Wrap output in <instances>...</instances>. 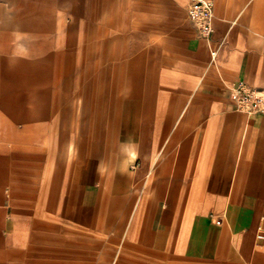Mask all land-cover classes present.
<instances>
[{
    "label": "crops",
    "instance_id": "1",
    "mask_svg": "<svg viewBox=\"0 0 264 264\" xmlns=\"http://www.w3.org/2000/svg\"><path fill=\"white\" fill-rule=\"evenodd\" d=\"M213 2L205 38L188 0H0V264H264V113L230 100L264 0Z\"/></svg>",
    "mask_w": 264,
    "mask_h": 264
},
{
    "label": "built area",
    "instance_id": "2",
    "mask_svg": "<svg viewBox=\"0 0 264 264\" xmlns=\"http://www.w3.org/2000/svg\"><path fill=\"white\" fill-rule=\"evenodd\" d=\"M187 14L199 33L209 38L213 28V0H188ZM214 54V51H212ZM230 100L235 110L249 114L264 113V90L239 81L230 90ZM220 223V219L216 220Z\"/></svg>",
    "mask_w": 264,
    "mask_h": 264
}]
</instances>
